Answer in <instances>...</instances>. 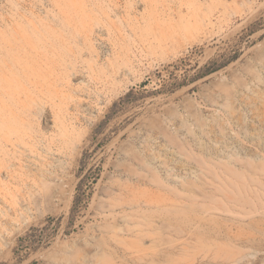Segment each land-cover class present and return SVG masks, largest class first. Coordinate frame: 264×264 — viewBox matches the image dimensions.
Here are the masks:
<instances>
[{
    "label": "rangeland",
    "instance_id": "rangeland-1",
    "mask_svg": "<svg viewBox=\"0 0 264 264\" xmlns=\"http://www.w3.org/2000/svg\"><path fill=\"white\" fill-rule=\"evenodd\" d=\"M246 161L264 0H0V264L165 249L236 217L219 205Z\"/></svg>",
    "mask_w": 264,
    "mask_h": 264
},
{
    "label": "bare ground",
    "instance_id": "bare-ground-1",
    "mask_svg": "<svg viewBox=\"0 0 264 264\" xmlns=\"http://www.w3.org/2000/svg\"><path fill=\"white\" fill-rule=\"evenodd\" d=\"M229 171L236 175L235 180L230 179L235 189L230 190L233 196L227 201H224L225 195L222 196L219 207L233 211L235 218H196L181 242L171 235L165 249L140 254L136 250L130 257L131 252L123 250L118 257L119 264H156L164 263L163 260L171 264L173 261L176 262L173 264H185L188 260L187 264H264V162L246 161L243 168H229ZM219 179L225 184L221 177ZM141 224L142 221L136 223ZM135 237L141 244L143 234L137 232ZM199 247L204 248L200 253L197 252Z\"/></svg>",
    "mask_w": 264,
    "mask_h": 264
}]
</instances>
